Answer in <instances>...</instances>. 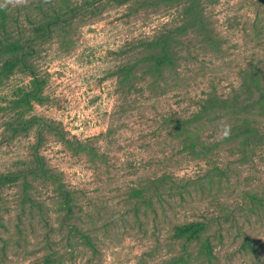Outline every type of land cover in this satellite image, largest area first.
<instances>
[{
  "label": "rangeland",
  "instance_id": "obj_1",
  "mask_svg": "<svg viewBox=\"0 0 264 264\" xmlns=\"http://www.w3.org/2000/svg\"><path fill=\"white\" fill-rule=\"evenodd\" d=\"M31 1L0 0L10 30L32 28L24 16L12 20ZM153 1L69 0L75 17L39 41L29 58L45 81L30 115L58 127L45 133L43 152L78 191L76 221L98 246L94 252L76 237L71 253L57 235L61 255L53 264H264V145L219 140L223 122L204 118L192 128L194 147H185L164 122L191 115L210 92L231 94L243 69L264 63V0H200L214 39L188 36L177 67L152 89L139 42L185 12V0ZM135 62L136 86L121 71ZM29 74L18 65L0 78V179L16 170L33 141V133L15 130V93ZM12 182L0 186V206H11L1 229L14 234L22 186ZM52 190L46 182L32 193L55 210ZM38 218L27 226V241L11 238L6 252L0 242V264H50L43 259L49 228ZM198 219L209 221L200 241L172 238L176 223ZM246 239L257 252L243 248Z\"/></svg>",
  "mask_w": 264,
  "mask_h": 264
},
{
  "label": "trees",
  "instance_id": "obj_2",
  "mask_svg": "<svg viewBox=\"0 0 264 264\" xmlns=\"http://www.w3.org/2000/svg\"><path fill=\"white\" fill-rule=\"evenodd\" d=\"M111 1L122 3L128 0ZM184 2L185 12L179 23L172 26L164 25L153 36L139 42L143 55L140 63L145 65L144 73L153 78V81L148 83L152 89L157 84L160 86L158 77H163L168 68L177 67L176 61L182 57L180 50H183L184 46L186 50L190 41L188 36L204 34L214 39L213 32L208 29L204 21L200 0ZM153 3L156 4L157 0ZM99 8L100 6L97 5L96 11L93 10V12L100 11ZM23 10L24 13L19 11L15 20H12L19 23L24 16L23 19L32 25V28L26 32L10 30L12 21L8 18L6 11L1 10L3 13L0 18V78L13 71L18 65L30 70L28 82L19 85L15 93V103L19 111L15 130L18 135L29 136L33 133V141L28 153L19 159L16 170L0 179V186L11 184L12 181L20 182L22 186V196L16 202L17 224L14 226V234L1 229L6 227L4 221L6 214L12 212L11 206L7 202L4 204L5 207L0 206V233L3 231L10 236L9 239L0 234V242L3 243L2 250L6 252L11 238L16 237L18 241H27L32 232L29 233L27 226L29 224L32 226V220L39 217L38 221L49 228L44 235L47 253L43 259L53 264L61 255V249L54 246L58 239L57 235L61 236L60 240L65 242V250L71 253L74 250L73 243L76 237L82 239L84 247L94 252H97L98 246L92 231L76 221L79 207L78 191L68 186L63 173L50 165L43 152L45 133L58 131V127L53 121L45 120L38 115H30L31 109L41 100L40 94L45 81L43 83L33 73L29 58L37 51L36 44L57 26L74 18L78 8L69 3V0H33L23 5ZM123 70L132 75L131 85L136 86L138 62L131 63L128 68H121V71ZM241 72V80L231 94L210 92L200 101L197 111H193L191 115L171 114L164 119L165 123L172 125L170 128L178 134L185 147H194L192 128L204 118L211 123L223 122L226 130L223 135L218 136L219 140H222L223 136L224 140L241 141L246 145H264V118L262 117L264 115V63L260 65L252 62ZM30 76L33 78L31 79ZM46 182L53 188L52 200L55 210L50 208L46 200L32 193L34 187L37 189V186ZM54 214L57 225L51 222ZM208 228V220L198 219L176 223L173 226L172 238L185 242H198L207 233ZM206 239L209 246L211 241L208 237ZM243 248L252 252L258 251L252 239L244 240Z\"/></svg>",
  "mask_w": 264,
  "mask_h": 264
}]
</instances>
